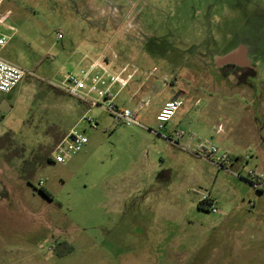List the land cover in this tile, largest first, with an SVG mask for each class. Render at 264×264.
Returning <instances> with one entry per match:
<instances>
[{
    "label": "rangeland",
    "instance_id": "1",
    "mask_svg": "<svg viewBox=\"0 0 264 264\" xmlns=\"http://www.w3.org/2000/svg\"><path fill=\"white\" fill-rule=\"evenodd\" d=\"M0 20L11 35L0 56L29 73L0 92V246H21L16 264L28 255L29 264H264V187L246 177L253 162L239 174L182 153L165 129L148 131L180 86L190 115L202 107L218 57L240 46L264 100V0H0ZM89 60L135 70L119 107H133V83L155 87L137 112L141 126L116 124L57 88ZM74 126L85 145L53 162ZM210 135L197 141L215 145ZM203 197L217 213L197 208Z\"/></svg>",
    "mask_w": 264,
    "mask_h": 264
},
{
    "label": "crops",
    "instance_id": "2",
    "mask_svg": "<svg viewBox=\"0 0 264 264\" xmlns=\"http://www.w3.org/2000/svg\"><path fill=\"white\" fill-rule=\"evenodd\" d=\"M91 63L99 62L89 60L88 65ZM107 66L109 69L111 68L108 64ZM215 69L216 70L211 73V75H213L212 83H210L209 86L204 85L203 87L207 99L202 107H199L193 114L190 115L191 111L187 110L188 106L182 101V96L187 94L185 87L180 86L178 88L177 93H175L170 100L179 99L182 101V105L174 112L172 117L165 124L168 126L172 121V128L166 129V126L164 125L162 129H165L166 133L162 135L166 141L169 140L170 142L173 140L175 147L179 149V151H182V153L186 151L195 156V159H202V157L193 153L195 146L200 144V141H197L199 140V134L201 132H207L208 136H211L210 134L215 132L217 126H221L223 132L220 134L218 133V136L214 139L215 145L232 157L231 167H238V172L240 174L244 168V164L252 161L255 165V168L252 169V171L264 173V136L260 133V131L264 129V100L258 98L260 95L259 90L255 89L252 83L251 85H247L246 83H237V81L232 82V78H234L232 73L229 70L222 68V65H218ZM256 72L254 73L255 81L256 79L259 80V75ZM114 87L115 86H112L110 88V95L112 96L113 101H115V97L122 89L116 86V89L113 90ZM154 89V86H148L142 81L133 83L130 99L135 100V103L133 107L130 108L137 110L139 102L145 100V95L147 96L154 91ZM216 95H221L224 98L221 101L216 102ZM235 95L242 98V100H236L234 98ZM170 100L163 102L150 115L149 121L147 120L149 125H157L155 116L164 104ZM202 100L201 94L196 95L193 106H199ZM123 106L128 107L126 105ZM141 109H138L137 112ZM208 111L210 114L213 113L214 116L209 117L207 115ZM175 131H181L183 132V135L175 136ZM158 136L160 135L158 134ZM212 201L214 202L213 198ZM16 250L20 251L21 246H0V258L7 261L5 262L2 260L1 264H16L20 262L19 258H17L18 260L15 259L19 256L14 255L13 252ZM8 259L11 261L9 262ZM22 262L29 264V255L26 261L23 259Z\"/></svg>",
    "mask_w": 264,
    "mask_h": 264
},
{
    "label": "built area",
    "instance_id": "3",
    "mask_svg": "<svg viewBox=\"0 0 264 264\" xmlns=\"http://www.w3.org/2000/svg\"><path fill=\"white\" fill-rule=\"evenodd\" d=\"M1 27H3V22L0 20ZM8 29L10 31L12 30L11 27H8ZM10 38L11 35H5L0 31V51L6 46ZM134 73L135 70L129 65H122L115 71H110L107 63H91L81 68L77 73L65 74L63 81L57 88L68 96L81 100L88 106H100L116 124L141 126L137 118V110L146 106L148 100L140 101L137 110H133L129 107L117 106L110 95V88L112 86H118L119 88L125 87ZM28 74V72L19 66L4 60L0 56V92L11 91ZM89 94H95L96 100L90 99ZM181 105L182 101L179 99L166 102L155 116L157 123L156 129L148 130L152 133H157L161 130ZM86 120L90 127H95L96 123L93 119ZM215 132L220 134L223 132V128L217 126ZM174 135L182 136L183 132L175 131ZM86 141L85 135L74 126L53 146L50 151V159L55 163H63L69 156L80 151ZM193 153L199 157L208 159L220 168H226L232 164V157L214 144H198L193 149ZM247 178L251 180L250 183L253 186L257 188L264 187L263 172L249 170L247 172ZM38 187H43L42 181L38 182ZM205 198L208 199L209 205L207 207L210 212L217 213L218 210L213 204L212 199L208 197H203L202 199Z\"/></svg>",
    "mask_w": 264,
    "mask_h": 264
},
{
    "label": "flooded vegetation",
    "instance_id": "4",
    "mask_svg": "<svg viewBox=\"0 0 264 264\" xmlns=\"http://www.w3.org/2000/svg\"><path fill=\"white\" fill-rule=\"evenodd\" d=\"M222 68L229 70L237 83H246L247 85H251V82L254 80V73L256 72L253 64L247 63V65H240L239 59L238 61L236 59L228 65L222 66Z\"/></svg>",
    "mask_w": 264,
    "mask_h": 264
},
{
    "label": "water",
    "instance_id": "5",
    "mask_svg": "<svg viewBox=\"0 0 264 264\" xmlns=\"http://www.w3.org/2000/svg\"><path fill=\"white\" fill-rule=\"evenodd\" d=\"M235 59H239V63L241 65H247V61L244 58V49L240 46L235 48L234 50L226 53L225 55L218 57L217 63L218 65H223L229 63Z\"/></svg>",
    "mask_w": 264,
    "mask_h": 264
},
{
    "label": "trees",
    "instance_id": "6",
    "mask_svg": "<svg viewBox=\"0 0 264 264\" xmlns=\"http://www.w3.org/2000/svg\"><path fill=\"white\" fill-rule=\"evenodd\" d=\"M44 196H46V197H50L49 196V194H48V192L46 191V190H44L43 188H39L38 189ZM203 205H205L206 207L209 205V202H208V199L207 198H205V199H201V200H199L198 202H197V208L198 209H201V207H203Z\"/></svg>",
    "mask_w": 264,
    "mask_h": 264
}]
</instances>
